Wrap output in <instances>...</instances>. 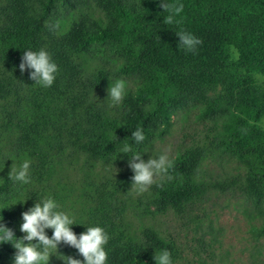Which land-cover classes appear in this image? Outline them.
Masks as SVG:
<instances>
[{"label": "trees", "instance_id": "trees-1", "mask_svg": "<svg viewBox=\"0 0 264 264\" xmlns=\"http://www.w3.org/2000/svg\"><path fill=\"white\" fill-rule=\"evenodd\" d=\"M167 2L183 5L171 23L160 0H0V218L15 237L24 235L21 213L51 195L78 222L105 228L107 264H155L162 248L175 264L176 241L152 222L183 214L219 186L201 170L222 157L244 165L230 184L264 219V84L255 78L264 75V0ZM181 31L200 38L195 51L178 46ZM40 48L58 65L49 87L18 67L25 49ZM116 80L127 92L110 106L106 89ZM191 109L208 134L170 159L146 195L151 218L140 217L131 208L128 157L147 160L173 118ZM137 128L141 144L131 137ZM25 159L31 180L21 185L8 173ZM85 226L72 229L79 235ZM15 251L0 244V264H12ZM61 256L83 260L61 242L48 264H64Z\"/></svg>", "mask_w": 264, "mask_h": 264}, {"label": "rangeland", "instance_id": "rangeland-1", "mask_svg": "<svg viewBox=\"0 0 264 264\" xmlns=\"http://www.w3.org/2000/svg\"><path fill=\"white\" fill-rule=\"evenodd\" d=\"M255 78L264 84V75L256 72ZM261 125L264 127V119ZM208 127V122L198 120L194 109L178 114L169 135L154 145L148 158L161 153L173 158L181 148L204 141ZM201 171L211 183L220 185L211 187L183 214L152 219L163 234L176 241L180 258L175 264H264V219L239 185L230 184L242 177L244 165L222 157L205 163ZM148 190L137 193L131 189V208L144 218H151L148 213L153 210L147 206Z\"/></svg>", "mask_w": 264, "mask_h": 264}, {"label": "clouds", "instance_id": "clouds-1", "mask_svg": "<svg viewBox=\"0 0 264 264\" xmlns=\"http://www.w3.org/2000/svg\"><path fill=\"white\" fill-rule=\"evenodd\" d=\"M160 7L169 12V15L163 18L165 23H171L173 15L183 10L182 4L171 5L167 0H160ZM176 35L179 38L178 46H183L189 52L195 51L201 43L200 38L190 32L181 31ZM231 52L232 59L237 60L238 51L233 47ZM18 67L21 73L27 70L29 79L42 87L51 86L58 73V65L44 48L25 49ZM106 92V97L111 101L110 106L119 105L126 95V84L124 81L116 80L108 86ZM131 137L135 144H141L145 140L143 129L137 128L131 133ZM130 150V146H127L121 152L126 154ZM127 166L132 172L130 189L141 193L148 190L157 177L167 172L171 167V160L167 153L155 157L151 155L145 160L142 158V153L136 152L131 158L128 157ZM8 176L10 180L21 185L29 184L30 161L25 159L18 166H13L12 163ZM26 199H19L17 202L23 204ZM2 219L0 218V244L11 243L16 250L12 264H48L50 255L57 252L61 242L74 247L83 257V260H80L72 256H61L64 264H107L106 245L109 234L105 228L98 224L85 226L83 222H78L75 215L64 210L51 195L41 196L37 202L21 213L22 222L19 230L24 235L20 238L15 237L13 230L6 227ZM73 225H83L85 230L77 235L72 229ZM45 229L52 230L50 237ZM34 239L35 243L32 242ZM153 259L155 264H173L171 252L167 248L154 252Z\"/></svg>", "mask_w": 264, "mask_h": 264}]
</instances>
